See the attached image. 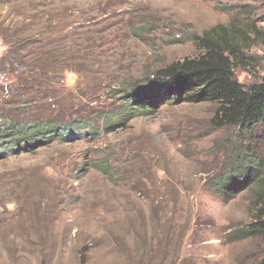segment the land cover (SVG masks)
<instances>
[{
	"label": "rangeland",
	"instance_id": "1",
	"mask_svg": "<svg viewBox=\"0 0 264 264\" xmlns=\"http://www.w3.org/2000/svg\"><path fill=\"white\" fill-rule=\"evenodd\" d=\"M206 33L234 50L240 84L262 79L264 0H0V126L77 128L0 156V264H258L241 231L264 126L213 129L215 104L172 97L121 121Z\"/></svg>",
	"mask_w": 264,
	"mask_h": 264
},
{
	"label": "trees",
	"instance_id": "2",
	"mask_svg": "<svg viewBox=\"0 0 264 264\" xmlns=\"http://www.w3.org/2000/svg\"><path fill=\"white\" fill-rule=\"evenodd\" d=\"M196 46L203 52L198 58L175 62L157 71L144 87L135 88L132 98L125 101L121 121L137 115L153 114L164 100L183 98L199 104L217 106L211 121L213 129L237 127L249 132L264 126V76L257 83L240 84L235 76L234 50L224 49L206 33L195 38ZM75 125L57 127L54 121L38 123H10L0 126V156L9 152L32 150L76 132ZM92 133V128H86ZM102 172L106 169L100 168ZM231 178L220 179L214 188L221 195L232 190ZM252 222L241 231L243 238L257 237L262 244L258 264H264V178L256 196Z\"/></svg>",
	"mask_w": 264,
	"mask_h": 264
}]
</instances>
